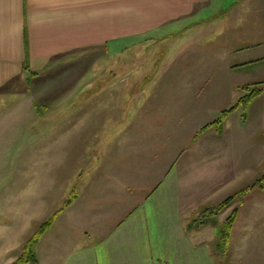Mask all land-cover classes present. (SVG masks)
Returning <instances> with one entry per match:
<instances>
[{
	"label": "rangeland",
	"instance_id": "374dc122",
	"mask_svg": "<svg viewBox=\"0 0 264 264\" xmlns=\"http://www.w3.org/2000/svg\"><path fill=\"white\" fill-rule=\"evenodd\" d=\"M225 7L218 9L223 13ZM228 8L225 13L230 12ZM224 23L231 24V21ZM228 24L222 33L219 28L207 30L197 42L190 43L189 39H193L190 35H169L154 44L144 42L129 47L123 59L132 63V67L122 69L120 74L119 68H94L95 75L100 77L126 75L127 96L143 92L138 100L128 96L126 115H119L123 99L97 100L99 106L96 104L95 109L102 108L95 116L94 131L90 128L93 125L85 123L84 131L69 129L61 133L54 126L45 137L38 131L42 128L39 124L31 121L26 131H13L3 126L16 127L20 122L14 117L9 122L6 116L0 117V264H12L11 261L23 255L26 244L51 218H54L51 230L40 237V242H31L28 248V254L34 252L37 264L58 262L72 248L101 239L126 216V205L130 208L140 194L146 197L158 186L175 160L183 177L182 189L192 191L186 206L217 188L223 201L264 177V92L253 100L246 116L240 107L227 116L222 129L212 126L198 140L194 139L202 126L217 120L225 109L233 107L248 93V88L242 90V86L249 84L264 89V81L252 83L256 82L251 77L253 73L256 76L258 65L235 66L248 55L246 51L235 50L240 45L238 41L247 43L249 36H244V27L237 29ZM104 58L99 50L94 60ZM107 58L119 59L116 54ZM150 61L161 63L149 67L146 63ZM82 73L87 75L88 69L81 67ZM91 85L84 83L78 90ZM48 98L54 103L50 95ZM139 109L147 112L152 109L153 119L141 123L136 113ZM123 122L128 125L127 132L119 130ZM199 140L201 143L196 144ZM189 157L192 160H186ZM185 165L190 171L185 170ZM245 168L250 169L249 178H239L238 170ZM118 172L126 178L135 173V180L146 181L145 186L134 190L138 197L132 201L129 197L128 204L123 202L128 197L125 194L120 197L105 194L106 185L115 182L110 178ZM76 191L80 193L79 198L65 206ZM263 196L264 185L258 182L233 201L228 216L238 204L243 205L242 214H251L254 210L264 214L263 206L257 208L264 204L260 203ZM192 224L191 221L189 229L195 233ZM218 252L213 249V253ZM51 254L55 257L51 258Z\"/></svg>",
	"mask_w": 264,
	"mask_h": 264
},
{
	"label": "crops",
	"instance_id": "0c3cea01",
	"mask_svg": "<svg viewBox=\"0 0 264 264\" xmlns=\"http://www.w3.org/2000/svg\"><path fill=\"white\" fill-rule=\"evenodd\" d=\"M215 6L217 9L213 8ZM221 6H226L223 13L218 9ZM229 6L230 12L225 13ZM226 20L231 21V27H244V36H249L247 43L238 41L240 45L235 50L246 51L248 55L235 66L254 68L258 65L256 76L253 73L251 77H255L256 82L252 83L263 82L264 40L259 37H264V0H0V117L6 116V122L12 117L20 122L16 127L11 124L3 127L24 132L32 121L42 127L38 131L45 137L54 126L61 133L69 129L84 131L85 123L93 125L90 128L94 131L95 116L102 108L95 109L99 106L97 100L123 99L119 115H126L129 98L138 100L143 95V92L137 96L128 94V98L125 93L128 79L126 75L117 76L122 69L132 67V63L123 59L129 47L144 42L154 44L169 35H190L193 37L190 43L197 42L207 30L219 28L222 33L228 24L224 23ZM99 50L105 57L102 61L94 60ZM111 54L119 59L107 58ZM158 63L161 62L146 64L157 67ZM102 66L120 70L118 74L96 76L94 68ZM81 67L88 69L87 75L80 74ZM84 83L93 85L79 91ZM48 95L54 103L48 101L51 100ZM151 110L148 109L149 113L137 110L141 123L153 119ZM45 121L52 122L42 124ZM134 126L137 131V120ZM119 130L127 132V123H121ZM44 143L47 145L48 141ZM200 143L201 140L196 144ZM186 168L190 171L188 165ZM178 170L175 160L146 197L144 193L138 197V192H134L145 186V180H135V173L126 178L118 172L121 178L118 174L110 178L115 182L106 185L105 194L109 197L125 194L128 197L123 202L127 204L129 197L130 201L138 197L137 203L130 208L126 205V216L101 239L76 246L51 264H264L262 211L242 214L243 205H236L237 218L229 246L224 249L220 245L219 228L232 207L203 216L204 209L221 201L222 193L218 188L209 194L203 193L186 206L185 201L192 197V191L182 189L183 177ZM237 173L239 178H249L250 169ZM261 198L260 203H264V196ZM261 206L264 208V204L257 208ZM197 219L203 222L197 224ZM191 221L195 233L189 229ZM213 249H218V254L213 253Z\"/></svg>",
	"mask_w": 264,
	"mask_h": 264
},
{
	"label": "trees",
	"instance_id": "16d2710c",
	"mask_svg": "<svg viewBox=\"0 0 264 264\" xmlns=\"http://www.w3.org/2000/svg\"><path fill=\"white\" fill-rule=\"evenodd\" d=\"M241 88H242V90H246L248 88V90H246V91H248V93H246L244 96H242L233 107H231L229 109H225L222 112V115L217 120H214V121L202 126V128L195 134V136H194L195 140H198L199 136L203 132H205V130L211 128L212 126L216 127L218 130L222 129V124L226 120L227 116L231 112H234L237 109H239L240 107H243V111H244L243 115L244 116H246L248 114L250 104L253 102V100L257 96H259L263 92V88L258 87V86L256 87V85L255 86L244 85ZM258 182L260 183L261 186H263L264 185V177H262L260 180H258ZM258 182L256 184L251 185L250 187L245 188L244 191L235 192V193L229 195L226 199L219 202L217 205L204 209L203 216H204V213L206 214L207 212L218 214L219 212L223 211L225 208L231 206L233 201L238 196H241L247 190L257 186ZM78 196H79V194L76 191L75 194H72V196L69 197V199L66 201L65 206L70 205L72 201H74L75 199L78 198ZM237 214H238V208L236 207L232 210L231 214L223 221V223L221 224V226L219 228L220 245L224 249H227V247L229 246V242H230L231 234H232V229H233L234 222L237 218ZM195 221L197 222V224H200L203 222L202 219H197ZM53 222H54V218H51V219L45 221L41 225V227L37 231L35 237L33 239L31 238L30 241L26 244L25 253L16 259L15 264L36 263V256H35L34 252L32 251L31 253L28 254V248L30 246H32L31 242H33L34 240L38 241L40 239V237L43 235V233L46 232L52 226ZM27 255L29 257H27Z\"/></svg>",
	"mask_w": 264,
	"mask_h": 264
},
{
	"label": "water",
	"instance_id": "95a60500",
	"mask_svg": "<svg viewBox=\"0 0 264 264\" xmlns=\"http://www.w3.org/2000/svg\"><path fill=\"white\" fill-rule=\"evenodd\" d=\"M32 264H37V263H32Z\"/></svg>",
	"mask_w": 264,
	"mask_h": 264
}]
</instances>
